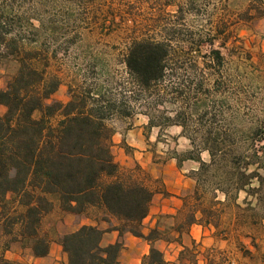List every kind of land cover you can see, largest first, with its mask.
I'll return each mask as SVG.
<instances>
[{"label":"trees","instance_id":"trees-1","mask_svg":"<svg viewBox=\"0 0 264 264\" xmlns=\"http://www.w3.org/2000/svg\"><path fill=\"white\" fill-rule=\"evenodd\" d=\"M17 9L16 0L0 5V69L8 61L17 65L6 87H0V106L5 108L0 114V264H17L5 255L14 243L29 248L35 257L48 256L51 241L41 234L40 228L44 216L55 206L50 196L58 198L61 211L74 215L77 224L82 218L95 223L83 224L76 231L59 236L68 256L67 264H121L126 233L150 245L142 264H169L156 245L159 241L171 242L166 231L158 224L144 233L143 223L150 214L155 190L139 166L123 167L112 151L116 130L110 120L113 116L130 115L129 106L124 99L107 96L101 88L97 93L76 92L66 103L54 100L61 79L48 71L46 48L35 47L36 38L29 40L25 35L26 30L35 33L48 26L39 16L25 18L19 12L15 14ZM252 11L264 15V0H251L241 20L251 19ZM34 21L40 22V27ZM205 42L196 41L195 51L203 54ZM176 55L165 41L141 39L130 45L124 64L146 99L161 96L158 88L171 75V61ZM203 55L207 64L222 59L218 50ZM195 87V94L204 98L199 115L203 122L210 115L206 100L211 89L205 80ZM173 89V104L181 99L190 104L183 89ZM148 106L151 111L158 104ZM190 109L191 115L183 110L174 111V115L165 110L161 116L146 114L149 128L178 126L190 140V150L174 152L172 156L178 166L189 161L199 164L188 174L195 186L181 198L182 209L174 216L182 215L173 226L177 233L174 241L182 245V235L194 225L213 227L216 238L234 237L240 257L228 253V258H224V251L211 248L206 256L208 264H264L258 241L264 225V164L258 150L254 145L248 149L238 147L228 132L222 133L211 125L200 124L189 130L187 122L198 107ZM57 116L61 119L54 124ZM203 153L209 155V160L202 157ZM251 166L255 170L251 171ZM242 193L245 197L239 203ZM231 208L233 222L228 228L222 227L224 215L227 211L229 215ZM102 222L109 228H100ZM110 231H118L120 240L103 246L104 234ZM243 238L249 243H244ZM186 251L184 247L180 261ZM196 262L193 259L192 263Z\"/></svg>","mask_w":264,"mask_h":264},{"label":"rangeland","instance_id":"rangeland-1","mask_svg":"<svg viewBox=\"0 0 264 264\" xmlns=\"http://www.w3.org/2000/svg\"><path fill=\"white\" fill-rule=\"evenodd\" d=\"M8 1L0 0V5ZM250 3L251 0H16L20 11L17 9L15 14L19 12L25 18L39 16L48 26L35 33L26 30L25 35L29 40L36 38L35 47L46 48L48 71L61 79L54 100L66 103L76 92L94 90L97 93L101 88L107 96L124 99L129 106L130 115L113 116L110 120L116 130L112 151L123 167L139 166L141 174L147 177L156 192L150 212L162 205L176 210L156 215L160 228L171 238V242L160 241L157 245L169 264H193V259L197 260L196 264H208L206 256L211 248L224 251V258H228V253L240 257V253L233 236L229 240L226 235L216 238L213 227H204L213 241L187 239L189 245L185 246L187 251L180 261L182 250L174 241L177 233L173 226L182 215L174 216L182 209L181 198L195 186L188 174L198 169L199 164L191 161L182 167L175 164L174 152L190 150V140L181 134L182 128L178 126H166L163 130L149 128L146 114L161 116L165 110L174 115V111L183 110L191 115L190 108L198 107L187 122L189 130L202 124L228 132L238 147L248 149L254 145L264 164V15L252 11L251 19L241 20ZM34 24L41 25L38 21ZM141 39L165 41L177 52L171 61V75L158 88L161 96L154 99H146L138 91L124 64L130 45ZM200 40L207 42L202 45L203 54L211 50L221 52L220 62L207 64L208 59L195 51L194 44ZM16 68L14 61L5 62L0 69V87H6ZM201 80L211 89L206 100L210 115L203 122L199 115L203 112L200 108L204 98L195 94V85ZM173 88L183 89L190 104L182 99L173 104L170 101L173 100L171 91H176ZM155 102L157 109L150 111L148 105ZM4 112L5 108L0 106V114ZM60 119L55 117L53 123ZM202 157L209 160L207 153ZM255 168L251 166L250 170ZM244 197L242 193L238 202L243 203ZM50 199L55 206L44 216L40 231L51 242L59 239L60 232L91 222L82 218L77 224L74 215L61 211L56 196ZM178 199L180 208L175 205ZM220 199L224 197L220 195ZM229 212L224 215L222 227L228 228L233 222V208ZM187 234L182 235V242ZM242 240L249 243V239ZM2 241L0 238V246ZM258 241L264 252V225ZM29 253V248L14 243L5 255L20 254L26 259Z\"/></svg>","mask_w":264,"mask_h":264},{"label":"crops","instance_id":"crops-1","mask_svg":"<svg viewBox=\"0 0 264 264\" xmlns=\"http://www.w3.org/2000/svg\"><path fill=\"white\" fill-rule=\"evenodd\" d=\"M123 141H125L128 145H131L129 139H125ZM172 160L175 162V164L177 163L176 159L173 158ZM175 205L178 208H180L182 205L181 200L178 199V202ZM58 207L60 208L59 204ZM167 211L172 213L175 212L176 210L173 208L166 209V207L162 205L160 207H157V210L150 212L149 216L144 220L143 223L144 233L148 234L151 229L157 226L158 217L156 215H158L159 213H165ZM84 224L95 225L92 222H88ZM99 227L102 229H107L109 228V225L107 223L102 222L99 224ZM78 228L79 227L73 230H67L63 233L60 232V235L76 231ZM202 238H204V241H206V243H208L209 241H213V239L210 237L209 231L206 228H204L201 225L192 226L190 232L184 237L183 245H180L181 250H183L185 246L189 245L188 241L190 242L200 241ZM119 240L120 238L118 231L106 232L103 237L102 245L107 246L110 244H114ZM123 240H124V249L120 257L121 264H142L143 257L147 255L150 250V245L148 244V242H146L141 238L135 237L130 233H126ZM159 243L160 241L157 242L156 245H158ZM7 257L12 261H19L25 264H67L68 262V256L63 251V247L59 239H54L51 242L50 253L46 257H35L32 253H29L26 259H24V256H21L20 254L19 255L14 254L13 256H7Z\"/></svg>","mask_w":264,"mask_h":264}]
</instances>
